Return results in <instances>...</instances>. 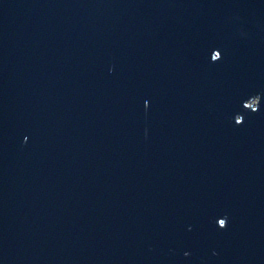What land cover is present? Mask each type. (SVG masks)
Here are the masks:
<instances>
[{
    "label": "water",
    "instance_id": "obj_1",
    "mask_svg": "<svg viewBox=\"0 0 264 264\" xmlns=\"http://www.w3.org/2000/svg\"><path fill=\"white\" fill-rule=\"evenodd\" d=\"M0 264H264V0H0Z\"/></svg>",
    "mask_w": 264,
    "mask_h": 264
}]
</instances>
